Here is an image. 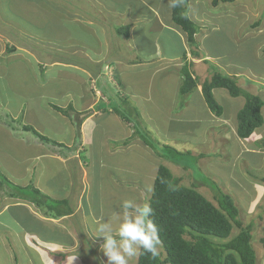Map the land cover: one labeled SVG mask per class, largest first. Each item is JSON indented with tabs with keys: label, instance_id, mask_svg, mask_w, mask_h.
<instances>
[{
	"label": "rangeland",
	"instance_id": "obj_1",
	"mask_svg": "<svg viewBox=\"0 0 264 264\" xmlns=\"http://www.w3.org/2000/svg\"><path fill=\"white\" fill-rule=\"evenodd\" d=\"M102 1L106 5L112 4L109 0H90L92 8L88 9V3L86 4L89 14H84L85 23L80 25L70 21L64 22L63 10L59 12L53 9L51 0H0V40L3 41L0 45V58L4 63L2 64L4 66L0 63V81L6 90L14 95L28 97L33 105V115L52 133L64 132L65 126L62 119L53 116L49 106L39 104L41 98L38 92L42 90H46L47 95L52 93L54 102H58L63 108H66L70 101L73 102V106L84 105L82 108L74 106L75 109L80 108V111L93 114L94 111L90 108L91 104L97 101L94 100L95 96H99L97 90L103 93L107 91L105 98L112 102V107L113 104L121 105V99L128 97V104L139 111L143 128H147L153 139V147L157 151L145 146L134 136L136 129L118 115L117 118L121 121L109 116L108 113L103 114V117L95 116L89 121L85 120L81 134L82 139L87 142L85 141L84 145L82 143V147L71 154L79 157L76 159L77 162L81 161L79 167L81 170L78 168L75 171L72 166L74 172L72 178L78 179V182L73 185L72 179V187L68 192L67 188L63 187L62 180L56 182L59 179L57 176L46 175L41 181L45 187L55 186L61 190L70 206H74L72 208L77 215L70 217L68 221L47 222L48 218L43 216L45 215L43 209L38 215L32 213L35 205L23 200L15 190L18 186L26 187L30 181L23 172H20L23 168L21 151H24L22 136L18 134L14 139L6 138L8 129L5 126L0 128V156L6 162V169L0 171V183H3L0 185V264H107V258L99 250L102 238L94 237V219L111 216L124 200L148 202L160 165L167 166L174 176L182 177L184 186H191L194 181L192 175L196 165L193 163V157H186L191 164V171L161 158V144L176 143V140L185 144L184 148H178H181L180 150H191L196 156L205 154V158L199 162L203 170L200 172L213 181L221 191L235 199L244 226L253 225L251 243L256 253L257 264H263L264 248L260 239L264 236V164H262L264 158L256 157L249 162L252 156L249 153L257 150L261 154L264 153V148L260 144L261 140L254 136L248 140L238 138L235 123L237 114L245 106L244 97L234 98L226 90L215 89L216 98L224 108L222 117H217L202 103L196 90L187 95L180 93L184 79L182 72L177 77L174 74L156 75L158 68L156 66L155 69H146L139 72L140 74L130 73L126 80L122 81L124 91L120 89L119 80L114 79L109 66L104 65L101 69L96 63L87 65L90 67L89 72L97 71L100 67L101 74H108L111 78L99 82L87 79L85 82L83 74L60 66L50 72L56 77H51L53 80L49 84L45 82V87L38 88L34 76L38 74L40 67L32 59V54L35 56L44 51L46 53L47 49L54 47L48 58L72 65L88 64V58L84 54L88 53V48L99 46L93 35L95 26L90 24L96 22L95 17L99 12L91 11L93 8L98 9ZM65 2L77 5L76 0ZM82 9L86 10L83 7ZM188 9L190 18L198 27L199 43L198 48L188 47V51L191 53V50H196L201 54H210L214 58L205 60L206 69L199 55L197 58L190 55L188 58L195 60V63L191 61L187 64L192 78L201 84L205 79L210 80L214 72L209 66L215 63L224 73L239 78L241 87L246 92L259 95L264 100V88L255 92L251 91L254 89L253 86H247L248 83L258 87L264 84V0H237L233 3H221L217 7L212 5V0H190ZM165 19L171 22L168 16H165ZM153 24L155 22L152 20L148 23ZM33 27L35 33L30 31ZM68 35L76 39L77 44L72 41L71 45L74 47H71L72 51L68 54L61 44L52 45L46 41L48 38H56L57 41L61 40L69 45ZM153 43H159L161 53L165 52L168 57L185 51L178 37L167 29L158 34L146 32L147 53L156 51ZM83 44L88 47L85 52ZM9 47L15 50L10 51ZM164 56L162 54V57ZM179 63L181 67L186 64L184 59ZM191 63L194 67L202 65L203 69H199L195 74L190 67ZM167 69L168 72L172 70ZM13 76H17L16 80ZM84 90L87 92V101L81 102L80 98L75 99L72 95L79 91L83 93ZM130 92L146 96V102L149 103L146 107L144 104V111L141 110L143 100L133 97ZM101 107L108 112L113 111L103 102ZM262 113L264 116V109ZM225 117L230 120H226ZM7 119L10 117L5 118ZM17 123L23 125L21 119ZM10 130L15 131L12 128ZM258 133L262 134L263 139L264 124L256 130L255 134ZM131 136L136 137L134 140L131 139L132 146L122 145ZM25 140L27 142V139ZM51 146L53 148V145ZM61 151L65 152L64 149ZM170 157L179 158L176 155ZM184 159L181 161H185ZM9 165L14 167L13 170L8 169ZM6 178L14 187L6 184ZM34 178L31 179L32 185L36 187ZM204 178L195 177L199 182L200 180L206 182ZM53 181L58 184L53 186L48 184ZM212 190L207 185L198 189L203 196L217 205ZM79 206L80 209L77 210ZM238 232L239 229L234 226L231 237L224 242ZM186 238L191 240L188 235ZM42 242L58 244L64 249L46 246ZM215 242L220 240L215 239ZM160 252L165 253L162 243L159 246ZM138 257L134 258L131 264H137Z\"/></svg>",
	"mask_w": 264,
	"mask_h": 264
},
{
	"label": "trees",
	"instance_id": "obj_2",
	"mask_svg": "<svg viewBox=\"0 0 264 264\" xmlns=\"http://www.w3.org/2000/svg\"><path fill=\"white\" fill-rule=\"evenodd\" d=\"M189 1L183 0L179 7L172 8V19L174 24L186 34L189 47L198 48V27L196 22L189 16ZM235 1L237 0H212V5L217 7L221 3H233ZM118 32L127 35L126 28H118ZM9 49L10 51L15 50L12 47ZM191 52L193 56L200 54L194 50H191ZM213 69L214 75L202 84V94L208 109L217 117H222L224 113V108L214 94L215 89L226 90L234 98L244 97L245 106L237 114V134L241 140L251 138L255 131L264 124L262 113L264 100L259 95L246 92L241 87L237 77L226 75L221 71L218 72L216 67H213ZM182 74L184 79L180 93L187 95L197 89V80L192 78L187 66L183 68ZM119 83L122 85L121 81ZM120 103L122 104H118L119 106L113 104V107L112 102L108 104L110 109L113 110L112 113L118 115L127 124L132 125L136 129L134 136L141 140L145 146L152 147L153 149H151L156 152L150 133L147 128H143L139 111L129 105L128 99L125 97L121 99ZM51 107L68 117L74 126L76 140L72 147L58 143L44 136L34 127L21 125L12 118H10L11 120L7 119L5 124L13 130L17 129V131L32 133L45 146L53 145L56 148L64 149L68 153H73L82 146V124L92 115V112L79 113L72 104L67 108H61L57 105H51ZM103 112L105 114L108 111L103 110ZM134 136L125 140L122 145H130L131 139L136 138ZM260 144L264 147V139ZM160 149L162 159H166L187 171L192 169L186 157H193V163L196 165L192 175L194 181L191 186H184L182 184L183 178L174 176L167 166L160 165L158 167L148 203L154 210L152 218L158 226L159 238L165 253L160 252L156 258H152L150 255H139L137 264H257L256 253L251 243L253 225L244 226L240 219L241 211L235 199L221 191L213 181L200 172L203 170L199 166V162L202 158H205V154L196 156L192 151L181 153L178 149L165 143L161 144ZM249 154H252L249 161L252 162L255 153L250 152ZM170 155H176L179 158L171 159ZM183 159L185 161H181ZM195 173H198L197 176L194 175ZM195 177H205L206 182L196 181ZM6 181L7 185L14 187L7 178ZM2 184L0 183L1 186ZM206 185L214 190L212 191L217 205L198 191L201 186ZM15 190L23 200L41 208L40 210L43 209L44 214L49 218L58 219L74 213L69 201L53 200L33 185L18 186L15 187ZM234 226L239 229L238 234L224 242L231 237ZM187 235L191 237V240L186 238ZM215 239L220 240V242H215ZM260 243L264 248V236L260 239Z\"/></svg>",
	"mask_w": 264,
	"mask_h": 264
},
{
	"label": "crops",
	"instance_id": "obj_3",
	"mask_svg": "<svg viewBox=\"0 0 264 264\" xmlns=\"http://www.w3.org/2000/svg\"><path fill=\"white\" fill-rule=\"evenodd\" d=\"M65 1L67 0H51L52 2L51 6L53 9L58 10L59 12L63 10L62 15L64 18V22L67 23L68 21H70V22L80 24V25L84 24L85 23L84 14H89L87 13L86 4L88 3V9L92 8L90 0H76L77 5H75L72 2H65ZM109 1L112 4L106 5L104 1H102L98 9L93 8L95 11L94 10L91 11L92 13H95L96 11L99 12L97 16L95 17L96 22L94 23L90 22V24L95 26V29L93 30V35L96 41L98 42L99 46L97 48L89 49L85 44L82 45L84 48L83 49L84 52H85V49L87 48L89 50L88 53L84 54V56L88 58V64H86V66L72 65L65 61L61 62L60 60L55 59V58H48V55L51 54V50L54 49V47H50V49H47L46 53L45 51L40 53L39 54L40 57H38L39 55L34 56V54H32L31 56L32 59H34L36 65L40 67V70L38 69L39 71L38 74H35L34 76V80L36 81L38 88L45 87L46 84H49L53 80V78L51 77L53 76L56 77V75L52 76L50 72H52L54 68H57L60 66H63L65 69H74L75 71L83 74L85 82L87 81V79H89L90 81L99 82L103 79L106 80L108 77L111 78V76H109L108 74H101L102 71H100V67L102 69L104 65H108L110 68L109 70L113 74L114 79H118L122 82L123 80H126V77L129 76L130 73H136V72L139 73L142 71H146V69L148 70L155 69L156 66H158L156 70V75L165 74L167 76H170L171 74H174L177 77L178 74L182 72L183 68L187 66V64H189L191 61H193L192 63H195V60L193 58L191 60L190 58H188L190 57V55H192L191 54L192 52L190 53L188 51L189 45L187 43L186 34L179 27H177L173 22L172 8H169L168 6L169 0H119V1L117 0V2H114V0H109ZM82 7L85 8L86 10L84 11ZM165 16H168L170 18V21H171L170 23L166 21ZM150 20H152L153 23L155 22V24L148 25ZM146 26H151L152 28L146 27ZM118 28H126L127 35L125 33L120 34L118 32ZM165 29L169 30L171 33H173L175 36L178 37L180 43L182 44L186 52L185 51L182 52L180 50L181 54L179 55L176 54L174 55V57H168V55L165 52L161 53L159 43H153L156 47V51L151 52V53L146 52V48H145L146 32L151 31V33L158 34V32H161L162 30H165ZM30 31H33L35 33L34 27H33V30L31 29ZM68 38H69V43H70L69 45H67L61 40L57 41L56 38H52V39L48 38L46 39V41L49 43H52V45H54L55 43L61 44L62 47L64 46L68 54L72 51L71 50V47L73 46L71 45L72 41L74 42L75 45H77L76 39L72 38L70 35H68ZM197 42H198V37H197ZM1 43H3L2 40H0V45ZM162 54H164L165 56L162 57ZM194 57L197 58V56H194ZM198 57L201 60V62L204 63L203 66L206 69H207L206 67L207 62H205V60H210L211 58L214 59L210 54H205V53L201 54V52ZM182 59H184L186 63L183 67L179 65L180 64L179 62H181ZM0 63H1V66H4L2 65L4 63L2 62L1 58H0ZM94 63L100 66L99 70L89 72L88 69L90 67L88 66ZM192 63L190 64L191 65L190 67H192V69L195 71V74L199 69H203L202 65L200 67H196V66L194 67L192 66ZM209 67H210V70H213V72H214L213 67H216L219 71L223 72L217 67L215 63ZM167 68L172 69L170 70L171 72H168ZM226 75H229V74L227 73ZM16 77L17 76H13V79L16 80ZM244 79L249 80L247 78H244ZM205 81L207 80L205 79ZM85 82H84V86L86 85ZM122 85H120L119 83L120 89L122 88V90L125 91V86L123 82H122ZM247 86H253L254 89L251 91H255V92H258L261 90V88L262 89L264 88L263 87L264 84L259 85L260 88L258 87V85H253V84L250 85L249 83L247 84ZM247 86H244V88ZM97 91L99 92L98 93L99 96H95L96 98L94 99L97 101L93 102L91 104L92 107L90 108L94 111V114L92 112V115H90L91 118L89 117V119H86L88 121L94 118L95 116L103 117L104 112L102 110L101 103L103 102L107 105L110 103V101L105 98L107 95V91L105 93L99 90ZM38 93L41 98V100H39V104L44 105V106L46 105L49 106L50 107L49 110L51 111L53 116H55L56 118L59 117L60 119H62V122L65 126L64 132L62 133L53 132L52 133L51 130H48L43 125L42 121L39 118H37L35 115H33V105H31L32 102L29 101L28 97H26L25 95H21V94L14 95L10 91H7L5 86L1 83V81H0V128L5 126L8 129V131L6 130V133H7L6 138L14 139V137H16L18 134L22 136L21 143H22V146L24 147V151H21V158H22L21 162H22L23 168L20 172H23L24 176H27L28 179H30L29 184L27 186L32 185L31 179L35 177L33 179V182L36 184L35 188L39 189L41 192H43L44 194H46L52 199L66 200L65 197L62 195L63 193L61 192V190L53 186L58 183H54L55 181H53L51 183H48V184H52L53 187L51 188L45 187L44 184L41 183V181L44 179L42 177L46 175L57 176L59 179L56 180V182H60V180H62L63 187L67 188L66 190L69 192L70 190L69 188L72 187L71 180L73 179V182H74L73 185L78 182V179L76 180V178L74 177L72 178V176H74V172H72V166L74 167L75 171L81 166L80 165L81 161L79 160L78 161L79 163H78L76 160L77 158L79 159V157L75 155L71 156L72 153H68L67 151L62 152L60 148H56L54 146L53 148H51L52 146L50 147V146H45V145H42L40 147L41 143L32 133L26 132V131L20 132V130L16 131L17 129H15V131H12L5 124L6 117L8 118L10 117L15 121H18L21 119L23 125H30L36 128L39 132L49 135V137L52 140H55L58 143H62V144L65 143L64 145L68 147H72L76 140V131L70 119L62 115L61 113L55 111L51 107V105H57L61 107L60 104H58V102L57 103L54 102L53 97H51L52 93H49L47 95L46 90H42L41 92H38ZM130 93L133 94V92H130ZM196 93L200 95L202 103H204V105L207 106L204 96L202 94V84L201 83L197 82ZM214 94L216 96V92H214ZM72 95L74 96L75 99L77 97L80 98L81 102L82 101L84 102V100L86 101L88 100L86 97L87 96L86 90H84L83 93L79 91ZM133 97H137L143 100L141 102V107H142L141 110L144 111L146 104L149 103V102H146V96L142 94H137V95L133 94ZM125 98L129 100L128 97H125ZM70 104L73 105V102L70 103L69 101L66 108ZM144 104H145V107H144ZM83 106L84 105L81 104V106H75V107L82 108ZM80 108L75 109V110H77L79 113H84L83 111H80ZM95 108H96V111H95ZM107 113L111 117H114V118L118 117L116 114L112 113V111L107 112ZM120 119L117 118V120L121 121ZM225 119L230 120L226 117ZM236 124L237 123H235V128H237ZM252 136H254L256 139H260L261 141L264 139V138L261 139V136H262L261 133H258V134L254 133ZM25 139H27V142ZM85 141L86 140L82 141L83 145L85 144ZM130 145L132 146V144ZM170 145L176 149H178L179 147L181 148L185 147V144L181 143L179 140H176V143L173 142ZM180 149H178L180 152L191 151L187 149H182V150ZM253 152H255V155L254 157H252V159L256 157L264 158V153H261L262 154L261 155L260 151L258 152L257 150H254ZM85 164L86 166L88 165L87 163ZM262 164H264V161L262 162ZM3 168L6 169V162L4 161L3 157L0 156V171H2ZM13 168L14 167H11L10 165L8 167L9 170H13ZM10 173H13V172H10ZM9 178L10 177H8V179ZM72 207L74 206L72 205ZM33 208L34 210H32V213H35L36 215L42 212L40 208L36 206L35 207L33 206ZM78 209H80V206L77 208V210ZM76 215H77V212H74L70 216H65V217H61L58 219L49 218L46 215H43V216L48 218V220H46L47 222H55V220L61 222L64 220L68 221L70 220V217L73 218ZM42 244L46 246H55L58 249H64L63 246L58 245V244H49V243L47 244L43 242ZM42 255H44V253H42Z\"/></svg>",
	"mask_w": 264,
	"mask_h": 264
},
{
	"label": "clouds",
	"instance_id": "obj_4",
	"mask_svg": "<svg viewBox=\"0 0 264 264\" xmlns=\"http://www.w3.org/2000/svg\"><path fill=\"white\" fill-rule=\"evenodd\" d=\"M182 2L169 0L168 6L177 8ZM153 211L148 202L124 200L111 216L93 220L94 237L102 238L99 250L107 264H131L139 255H159L161 240Z\"/></svg>",
	"mask_w": 264,
	"mask_h": 264
}]
</instances>
